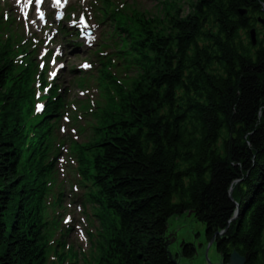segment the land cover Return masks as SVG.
Returning a JSON list of instances; mask_svg holds the SVG:
<instances>
[{
  "label": "trees",
  "instance_id": "obj_1",
  "mask_svg": "<svg viewBox=\"0 0 264 264\" xmlns=\"http://www.w3.org/2000/svg\"><path fill=\"white\" fill-rule=\"evenodd\" d=\"M162 3L135 12L145 68L82 150L102 207L94 264L195 259L191 244L172 249L169 220L187 212L224 264L233 253L264 264V0H191L186 12ZM7 49L0 41V264H47L49 170L36 154L52 118L26 149L30 75Z\"/></svg>",
  "mask_w": 264,
  "mask_h": 264
},
{
  "label": "rangeland",
  "instance_id": "obj_2",
  "mask_svg": "<svg viewBox=\"0 0 264 264\" xmlns=\"http://www.w3.org/2000/svg\"><path fill=\"white\" fill-rule=\"evenodd\" d=\"M131 1H135L137 8L140 10L145 9L147 11L154 12L157 9L156 6L158 3V0H131ZM163 1L164 0H161V3ZM174 1L177 2L182 7V9H185V12L187 11V7H189L188 5L191 2V0L190 1L189 0H174ZM124 6L125 7L127 6L126 3H124ZM128 7H130V5H128ZM122 15H125V14L123 13ZM258 27L261 28V26H258ZM259 33L261 34L262 32H259ZM123 40L125 42V45H127V46L130 45V41H128L126 39H123ZM102 43H104V41ZM102 43L97 42L95 45L96 48L98 46H100V44H102ZM123 43L121 42V39H117L115 41V45H112L111 46L112 48H110L111 41H106L104 44V47H109L110 49L108 51H104L101 53L106 55V54H110L112 51L115 52L116 49H118V50L120 49V46H122ZM102 46L103 45H101L100 47H102ZM127 49H128V47H127ZM125 51H127V50H125ZM117 55H119V54L117 53ZM124 56H125L124 57L125 59H123V57H119L117 59V56H115L114 57L115 62H119L120 65L114 66L112 64H108L106 69L103 71L102 75L99 73L98 75L92 77L91 83L99 86L100 84L104 83V81H103L104 75H107V73L113 74V72L115 71L118 73V75H114L112 78V82L110 84L111 92L113 94H115V93H117L119 88H130L132 85V82H133V78L130 76V74L131 73L135 74V70L139 72V69H140L136 65L135 59L137 57H141V56H139V55H124ZM124 60L126 62H124ZM129 71H130V74H129ZM117 79L122 81L121 85L116 84ZM79 81H80V79L76 78L73 81L74 85L77 86L79 84ZM29 87H30V81H29ZM91 95H92L95 102L97 101V98L103 102H104V100L106 101L108 99L107 97L102 98L100 95H98L97 90L92 91ZM28 110H29V107H27V111ZM27 111H26V113H27ZM86 119H89L91 122H94L93 118H91L89 116H85L83 113V121H85V123H86ZM25 122L28 125H32L33 122H35V118L30 117V112L28 114H26V116L24 118V123ZM23 135H24V133H23ZM78 136H79V139H76V141L78 143H83V142L86 143L88 141V138L91 136V131H89L88 133H84V134L78 133ZM73 139H74V135H73ZM32 147H33V145H31V147L29 149H31ZM61 156H63V154ZM65 159H66L64 162L65 164L62 163L61 161H59L57 164L59 177L61 180L66 181V184H67L66 193H65L66 197L64 198V204H63V206L66 207L67 210L64 213L62 220L64 223L65 216L67 214H72V218L74 221L73 222L74 228L72 229V231L69 234V246L70 247L74 246L78 251H81L87 255L90 253V258H91L92 255H91L90 251H92L93 249H90V246H91L90 242H88V241L84 242L80 239V237L78 238L77 233H76V229H75V225L78 223L84 227L85 231H91V232L96 234V230L99 229V221L97 219H95L94 217H92L94 224L93 225L90 224V221L88 220L86 213L91 218L90 214L92 213V211H91V209L88 210V206L90 204L86 205V207H85L82 203L84 190H83V188H81L79 186V181L75 175V168H76V163L74 162L75 160L72 157H70V154ZM62 170H63V172H62ZM76 185L79 188L78 191H76L74 189V186H76ZM232 194H233V189L231 190V196H232ZM70 204H72L73 208L71 207ZM80 206H81V208H80ZM68 207H70V208H68ZM61 211H64V210H61ZM169 225H170V230L172 232V241L171 242L173 244V247H172L173 251L175 249L176 250L180 249L185 244H191L194 246V248L197 252V256L195 257V259H193V260L182 259L181 264H208L207 251H208L209 244L212 241L209 242L207 239L205 224L200 222L197 219V217L194 216V213H188L187 212V213L180 214L178 216L171 217V219L169 220ZM221 233H224V232H221ZM219 235H222V234H219ZM92 252L95 253V250ZM211 255H212V258L214 259V261H216L217 263H222V258L219 257L218 253H217L216 241H214V243H213V249H212ZM60 260L62 262L61 258H60ZM87 260H90V259L88 258ZM89 262L91 263V261H89Z\"/></svg>",
  "mask_w": 264,
  "mask_h": 264
},
{
  "label": "water",
  "instance_id": "obj_3",
  "mask_svg": "<svg viewBox=\"0 0 264 264\" xmlns=\"http://www.w3.org/2000/svg\"><path fill=\"white\" fill-rule=\"evenodd\" d=\"M239 206V205H238ZM239 215V211L237 210L236 211V214L234 216V220L238 217ZM219 234H223V233H219ZM215 239L212 240V242L209 244V247H208V251H207V260H208V264H224V262L222 263H217L216 261H214V259L212 258V255H211V252H212V249H213V243H214ZM231 261L229 264H245V261L243 258H241L239 256L238 253H233L232 256H231Z\"/></svg>",
  "mask_w": 264,
  "mask_h": 264
},
{
  "label": "snow or ice",
  "instance_id": "obj_4",
  "mask_svg": "<svg viewBox=\"0 0 264 264\" xmlns=\"http://www.w3.org/2000/svg\"><path fill=\"white\" fill-rule=\"evenodd\" d=\"M40 2H41V0H36L37 5H38ZM57 2H58V0H57ZM28 3L30 4V3H31V0H28ZM40 17H41V19L43 18V14H42V13L40 14ZM82 19H83V17H82Z\"/></svg>",
  "mask_w": 264,
  "mask_h": 264
}]
</instances>
